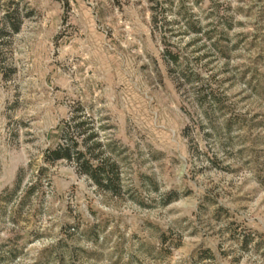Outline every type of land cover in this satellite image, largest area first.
<instances>
[{"label": "rangeland", "instance_id": "374dc122", "mask_svg": "<svg viewBox=\"0 0 264 264\" xmlns=\"http://www.w3.org/2000/svg\"><path fill=\"white\" fill-rule=\"evenodd\" d=\"M15 1L0 264H264V0ZM79 108L117 193L44 160Z\"/></svg>", "mask_w": 264, "mask_h": 264}, {"label": "trees", "instance_id": "16d2710c", "mask_svg": "<svg viewBox=\"0 0 264 264\" xmlns=\"http://www.w3.org/2000/svg\"><path fill=\"white\" fill-rule=\"evenodd\" d=\"M0 41H5L13 32H18L22 23V13L15 0H0ZM185 31L193 30L196 34L199 28L192 23L187 24ZM197 36V35H196ZM198 38V37H197ZM169 61L176 63L178 53L165 50ZM207 57V54H203ZM167 60V57H163ZM58 140L48 147L44 153V160L53 164L57 160H65L73 164L75 171L84 175L98 189L117 193L120 189V173L118 165L112 156L106 154L110 146L107 141L100 140L99 132L92 118L86 116L82 108L66 121H62L57 132ZM20 176L17 178L18 188Z\"/></svg>", "mask_w": 264, "mask_h": 264}]
</instances>
